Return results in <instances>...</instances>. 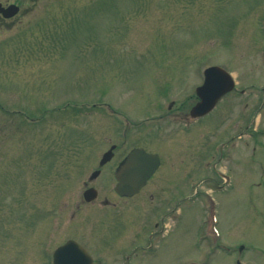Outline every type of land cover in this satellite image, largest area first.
<instances>
[{
  "label": "rangeland",
  "instance_id": "374dc122",
  "mask_svg": "<svg viewBox=\"0 0 264 264\" xmlns=\"http://www.w3.org/2000/svg\"><path fill=\"white\" fill-rule=\"evenodd\" d=\"M0 3L19 6L16 16L0 19V264H50L51 251L67 239L103 259L94 264H118L101 249L105 228L93 229V206L76 208L82 181L110 144L117 146L118 157L134 146L150 152L175 146L181 153L175 171L162 165L171 185L160 182V168L140 194L113 208V216L116 211L125 216L128 227L115 244L119 264L136 245V215L155 208L147 194L161 187L162 197H189L177 206L168 234L151 239L155 251L140 256L137 250L131 264H235L236 259L264 264V0ZM211 65L231 74L236 99L225 97L185 132L170 121L168 106L188 110L202 70ZM240 90L245 93L239 96ZM91 103L104 105L91 108ZM111 110L123 117H111ZM253 113L255 136L243 133ZM32 117L40 121L23 120ZM218 142L226 143L225 153L209 160L206 152ZM186 146L205 147L206 154L194 149L193 160L181 164ZM114 163L101 169L95 186L117 200L111 193ZM216 167L232 180L228 187L221 182L222 191L212 196L220 244L228 250L243 247L236 257L235 250L212 251L211 236L198 242L203 199L220 187ZM191 180L203 181L198 189L203 195L192 197ZM120 217L116 224L123 226Z\"/></svg>",
  "mask_w": 264,
  "mask_h": 264
},
{
  "label": "flooded vegetation",
  "instance_id": "af4514ba",
  "mask_svg": "<svg viewBox=\"0 0 264 264\" xmlns=\"http://www.w3.org/2000/svg\"><path fill=\"white\" fill-rule=\"evenodd\" d=\"M193 99H194V102L192 105H190V107H192L197 102V99H195V97H193ZM171 107H172V105H171ZM174 111H175V113H179V114H181L183 112V110H181L180 107L174 108ZM136 147H138V146H136ZM186 147L187 148L183 149L184 152H182L184 154V157L180 161L181 164L183 163L184 159L186 161H188V160L192 161L193 160L192 149H189V146H186ZM189 150L191 152H189ZM116 152H117V149L115 148L113 150V158L112 159L117 161V163H118L126 155L127 151L124 154H121L119 157L116 155ZM156 154L158 155V158H159V167H158L156 173L159 171L160 168L162 169V172H161L162 176H160L159 180H160V182H163V183L167 182L171 185V183H170V171H165L162 165H163V162H165L168 165V167H166V168H169V170L171 169L172 171H175L177 166H178V162H179L178 159H179L181 153H178L177 148L174 147V149L172 151H159V152H156ZM101 169H100V173H99L98 177L101 174ZM98 177L95 180L93 179L92 181H87V180L82 181V186L84 188L83 190L90 188V187H93L96 190L95 200H93L89 203H86L82 200V193H81L80 197L77 201L76 208L77 207L89 208V207L93 206V208L90 209V212H91L90 213V222L92 224L93 229L98 228L97 226H101L99 224H102V226L105 228L103 230V233L105 232V234H103V233L102 234L105 235L104 238H105L106 242H104V245L101 247V249H103L107 254H112L113 255L112 261L113 262L117 261L119 264L121 261V257H120L121 255L117 256L119 250H116V249L119 247L115 246V244H116V242L119 241V239L123 235H125L124 232L126 231V228H128V227L125 226L126 217L123 215H121L122 218L120 216H117L118 211H116L114 213V216H113V212L116 209V207L118 206V204H120L122 201H127L130 199H133V197L130 199L116 197L117 200H112V198L110 197V194L101 193L102 189H98L95 186V182L98 179ZM153 178L154 177H152L148 182H150ZM93 182H94V184H93ZM216 185L219 186L220 185L219 182H216ZM163 189H164V187H161L160 189L158 188L157 190L152 188V191L147 194L148 195L147 199L149 201V204H154L155 208L157 207V209H159V211H154L155 208H152V209H150V211L148 210L147 213L142 212V214H140L138 216L136 215V228L133 229V230H136V233L133 235V237H134V241H136L137 249L140 252L144 253L145 246L143 244L146 241L147 242L151 241V239L154 237V235H155V237H157L159 235V233L162 232V229L159 230V228H160L161 224L164 222V220L168 219L170 221V220H172L173 217L175 218V216L172 212H170L171 216L167 217L168 216L167 213H169L168 207L172 204L173 198L172 197L171 198L162 197V195L164 196V194H165V193H163ZM163 205H164V208L160 209V207ZM43 207H44V209H47L46 203H43ZM113 208H115V209H113ZM101 211H103V212H101ZM46 212H47V210L45 211V213ZM153 213L158 214L155 217V219L152 218ZM117 217L121 218V222H122L123 226L121 224H116V223H119L117 221ZM95 222L97 224H95ZM144 228H148V230L150 231L149 234L147 233L146 236L143 233L145 231ZM113 243H114V246H113ZM148 243H150V242H148ZM127 258H129V257H127ZM96 260L100 261L103 259H101L100 256L92 257V264H94L96 262Z\"/></svg>",
  "mask_w": 264,
  "mask_h": 264
},
{
  "label": "water",
  "instance_id": "95a60500",
  "mask_svg": "<svg viewBox=\"0 0 264 264\" xmlns=\"http://www.w3.org/2000/svg\"><path fill=\"white\" fill-rule=\"evenodd\" d=\"M18 12V7L11 4L3 7L0 4V15L4 19L13 17ZM264 56V54H263ZM203 85L196 89L200 102L192 109L191 116H199L209 111L215 102L234 87L230 75L220 67H210L204 73ZM110 150L106 152L99 164L109 160ZM158 167L156 155L146 154L142 149L132 150L121 162L115 172L117 181L114 191L122 197H131L145 185L147 179ZM97 175H91L93 179ZM95 191L90 189L84 193V199H94ZM52 264H91V258L74 241L68 240L58 247L52 254Z\"/></svg>",
  "mask_w": 264,
  "mask_h": 264
}]
</instances>
